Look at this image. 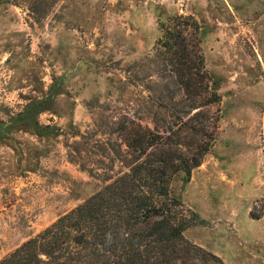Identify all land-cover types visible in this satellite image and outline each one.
I'll use <instances>...</instances> for the list:
<instances>
[{"label":"rangeland","instance_id":"rangeland-1","mask_svg":"<svg viewBox=\"0 0 264 264\" xmlns=\"http://www.w3.org/2000/svg\"><path fill=\"white\" fill-rule=\"evenodd\" d=\"M177 16L197 21L220 96L200 165L170 182L202 219L184 237L264 264V0H0V259L124 170L103 131L133 114L151 125L149 58Z\"/></svg>","mask_w":264,"mask_h":264},{"label":"trees","instance_id":"trees-1","mask_svg":"<svg viewBox=\"0 0 264 264\" xmlns=\"http://www.w3.org/2000/svg\"><path fill=\"white\" fill-rule=\"evenodd\" d=\"M162 29L149 58L157 76L149 79L145 96L151 125L142 126L143 117L132 113L106 123L111 131H103L118 136L102 150L112 166L118 162L124 170L100 176V188L0 264H224L184 237L202 219L170 188L179 173L187 183L208 151L209 106L220 96L209 83L197 21L177 16ZM93 133L98 134L92 129L82 138L88 142ZM89 173L100 175L97 168Z\"/></svg>","mask_w":264,"mask_h":264}]
</instances>
